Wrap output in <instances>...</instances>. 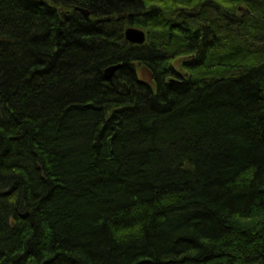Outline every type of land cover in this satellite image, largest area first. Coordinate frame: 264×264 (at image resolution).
<instances>
[{
  "label": "trees",
  "instance_id": "1",
  "mask_svg": "<svg viewBox=\"0 0 264 264\" xmlns=\"http://www.w3.org/2000/svg\"><path fill=\"white\" fill-rule=\"evenodd\" d=\"M0 264H264V0H0Z\"/></svg>",
  "mask_w": 264,
  "mask_h": 264
},
{
  "label": "water",
  "instance_id": "2",
  "mask_svg": "<svg viewBox=\"0 0 264 264\" xmlns=\"http://www.w3.org/2000/svg\"><path fill=\"white\" fill-rule=\"evenodd\" d=\"M83 13L86 18L90 17V13L83 10ZM249 15V12H246ZM125 39L128 43L134 44V45H143L146 42V33L145 31L135 28L133 26L128 27L125 31ZM121 69V64L120 65H114L112 67H109L108 69L105 70V77L107 79H112L113 76L116 74L117 71Z\"/></svg>",
  "mask_w": 264,
  "mask_h": 264
},
{
  "label": "rangeland",
  "instance_id": "3",
  "mask_svg": "<svg viewBox=\"0 0 264 264\" xmlns=\"http://www.w3.org/2000/svg\"><path fill=\"white\" fill-rule=\"evenodd\" d=\"M176 67H177V69H180V62L179 61L176 62ZM141 76L143 78H145L146 80H149V75L146 71L141 70Z\"/></svg>",
  "mask_w": 264,
  "mask_h": 264
}]
</instances>
